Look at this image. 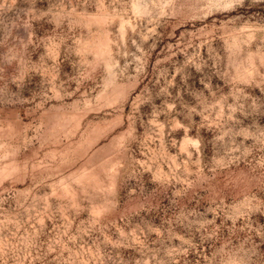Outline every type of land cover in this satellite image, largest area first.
Here are the masks:
<instances>
[{
    "label": "rangeland",
    "instance_id": "rangeland-1",
    "mask_svg": "<svg viewBox=\"0 0 264 264\" xmlns=\"http://www.w3.org/2000/svg\"><path fill=\"white\" fill-rule=\"evenodd\" d=\"M0 264H264V0H0Z\"/></svg>",
    "mask_w": 264,
    "mask_h": 264
}]
</instances>
